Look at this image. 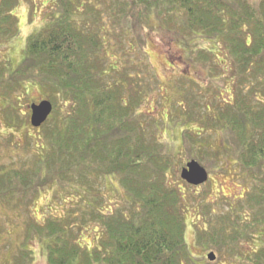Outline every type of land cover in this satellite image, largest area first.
I'll use <instances>...</instances> for the list:
<instances>
[{
    "label": "trees",
    "instance_id": "trees-1",
    "mask_svg": "<svg viewBox=\"0 0 264 264\" xmlns=\"http://www.w3.org/2000/svg\"><path fill=\"white\" fill-rule=\"evenodd\" d=\"M2 1L11 2L10 7L16 3ZM97 5L109 7L120 31L132 22L136 32L157 15L190 45L199 38L212 40L217 46L207 49L205 61L212 63L215 55L219 68L233 67L231 94L214 115L208 114L211 109L197 112L196 100L179 113L183 121L196 120L202 129L220 133L224 160H235L248 185L233 205L228 204L226 215L214 219L210 214L207 221L208 213L201 210L204 228L197 238L204 249L220 252L227 264H264V1L250 0L56 1L50 21L27 37L20 67L0 66V94L12 98L10 111L17 104L15 93L27 92L30 85L39 86L53 103L52 114L41 125L45 139L31 167L0 169V207L18 200L20 188H11L10 181L33 185L27 188L35 190L27 203L53 186L64 192L71 206L44 223L29 212L31 223L14 264L29 263V245L35 240L44 244L49 264L217 263L200 262L186 241L190 193L172 185L170 177L179 172V157L161 141L158 121L142 111L149 89L156 88L143 87L142 76L154 77L149 63L143 61L147 73H137L129 64L109 61L112 47L102 35L105 26ZM16 23L11 12L0 9V38L17 35ZM213 71L215 77L223 75ZM238 75L240 82L235 80ZM182 133L186 145L192 142L200 155L204 148V155H221L210 152L201 130L197 134L187 128ZM99 176L112 177L122 189L110 207L97 186ZM190 196L196 201L195 194ZM89 228L96 236L92 244L83 245V232Z\"/></svg>",
    "mask_w": 264,
    "mask_h": 264
},
{
    "label": "rangeland",
    "instance_id": "rangeland-1",
    "mask_svg": "<svg viewBox=\"0 0 264 264\" xmlns=\"http://www.w3.org/2000/svg\"><path fill=\"white\" fill-rule=\"evenodd\" d=\"M56 1L16 0V3L10 7L11 2H7V5L0 0L2 12L9 11L17 18L16 28L18 29L17 35L14 37L0 38V66L6 65L10 70L20 67L26 57L27 37L50 21L52 12L56 8ZM250 1L253 4H261L264 0ZM12 2L14 3V0ZM96 7L102 12L100 13L102 14V24L105 26L101 30L102 35L108 42L107 45L112 47L109 50V61L129 64L138 69L137 73L149 70L143 64V61H147L154 74V77L149 76L146 71V75L141 77L144 88L156 87L153 90L149 89V101L144 105L142 111L150 114L155 121H158L159 125L162 126L159 135L161 141L167 144L166 148L179 157L177 164L179 172L175 176L174 174L170 176L172 177V185L180 187L190 195L191 193L196 195V201L189 195L188 212L185 214L188 223L185 238L190 251L198 257L200 262L201 260L211 261L207 257L209 253L213 252L216 255L214 262L217 263L215 264H227L221 260L224 258L220 252L213 248L204 249L198 242V234L204 228L202 218L198 216L201 210L203 214L204 210L208 213L207 216L205 215L207 221L211 215L214 216V219L226 215L227 211L231 209L228 204L233 205L245 193L248 185L244 184V174L241 173L240 167L234 163L235 160L232 157L228 163L224 160L220 133L202 129L201 124L197 123L196 120L183 121L179 117V113L190 105V101L196 100L197 112H207L211 109L212 113L208 114L214 115L213 112L216 113L218 109H221L220 102L222 100L224 102V99H227L231 94L232 85L230 83L232 82L229 79L234 80L236 78L232 73L233 67L222 65L219 68L215 55L212 63L206 62L205 59L210 55L207 53V49H211V46H217L211 43L212 40L199 38L198 42L193 40L192 45H190L177 31L163 26L157 15L152 16L150 25L139 24L143 27L141 29L136 28V32L135 27L133 28L135 23L132 22L127 25L126 30L120 31L111 19L110 14L113 13L109 12V7L104 5H97ZM139 46H144L145 52H137ZM193 46H195V52L191 51ZM143 52L146 55H143ZM218 55L223 56L221 51H218ZM214 68L223 75L220 77H215V73L214 76L211 75ZM157 80H159V85H155ZM235 80L240 82L239 75ZM248 87L250 88V86ZM15 95L18 97L17 104H13L16 106L15 110L10 111L8 105H12V98L8 96L3 98L0 94V169L8 171L26 170L31 167V162H33L37 151H40L38 146L43 143L42 138L45 139V133L41 126L35 127L31 124L30 105L43 99L49 100L39 86L30 85L27 92L21 90ZM19 95H21L20 99ZM189 95H192L190 97L192 100L188 99ZM187 128L197 134L201 130L208 141L205 144L210 152L219 151L221 155L216 156V158L212 155H204L207 148H204L202 155H200L198 149L192 148V142L186 145L182 132ZM195 154L203 159L205 165L196 158ZM194 159L199 161L200 165L205 167L209 173L207 174L209 175L208 180L201 185L190 184L180 176L182 168ZM97 180L99 181L97 186L109 201L107 207L112 206V203L122 195V189L112 177L99 176ZM28 181H32V179ZM9 185L15 190L19 187L20 191L16 193L17 202H12V205L5 208L0 207V264H14L18 256L17 248L24 241L28 232V224L31 223L29 212L34 214L39 222L44 223L53 216L63 215L65 207L71 206L69 200L64 199V192L53 186L43 189L33 204H30L27 203L30 196H33L30 193L35 192V190H27V188L32 187V184H24L23 182L19 184L18 181H14V183L10 181ZM28 207L30 209H27ZM219 226L221 227V225ZM215 228L214 231H216ZM83 233L80 243L83 245L92 244L90 242L96 236V231L89 228ZM29 248L32 258L28 264H49L44 244L41 241H33Z\"/></svg>",
    "mask_w": 264,
    "mask_h": 264
},
{
    "label": "water",
    "instance_id": "water-1",
    "mask_svg": "<svg viewBox=\"0 0 264 264\" xmlns=\"http://www.w3.org/2000/svg\"><path fill=\"white\" fill-rule=\"evenodd\" d=\"M32 111L31 122L35 127L41 126L52 112L53 104L50 100H41L39 103H32L30 105ZM205 167L200 165L197 160L189 161L181 171V177L188 183L193 185H201L208 180L209 175ZM211 261L216 259L215 253H209L208 257Z\"/></svg>",
    "mask_w": 264,
    "mask_h": 264
}]
</instances>
